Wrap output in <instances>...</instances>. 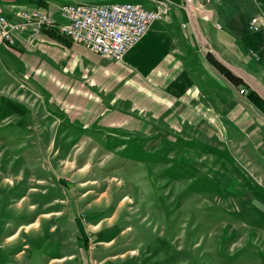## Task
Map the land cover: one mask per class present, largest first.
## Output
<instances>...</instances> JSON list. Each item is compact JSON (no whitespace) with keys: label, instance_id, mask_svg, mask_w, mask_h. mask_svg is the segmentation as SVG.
<instances>
[{"label":"rangeland","instance_id":"1","mask_svg":"<svg viewBox=\"0 0 264 264\" xmlns=\"http://www.w3.org/2000/svg\"><path fill=\"white\" fill-rule=\"evenodd\" d=\"M40 1L16 15L41 10L67 24L64 5L130 2L146 9L149 1L156 9L157 1H167L170 11L174 0ZM250 2L258 12L261 0ZM50 7L59 9L63 22ZM254 17L264 18L250 19L251 36L264 31L250 29ZM240 90L233 87L235 99H244ZM47 104L0 59V232L8 234L0 236V250L16 253L26 246L21 264H264L261 109L249 103L250 130L219 113L216 124L142 139L86 132ZM29 124L41 133L40 155ZM29 224L36 229L27 230ZM25 226L19 238L7 241Z\"/></svg>","mask_w":264,"mask_h":264},{"label":"crops","instance_id":"2","mask_svg":"<svg viewBox=\"0 0 264 264\" xmlns=\"http://www.w3.org/2000/svg\"><path fill=\"white\" fill-rule=\"evenodd\" d=\"M202 1L174 0L166 18L152 25L123 62H110L83 44L47 31L17 35L11 48L0 43V57L5 58L0 59L17 71L28 89L43 95L51 112L64 115L69 123L89 133L145 139L185 125L201 129L203 122L216 124L219 113L227 120L237 118L250 130L255 123L249 103L254 104L248 95L235 99L233 87H239L207 55L239 79L248 94L256 92L264 100V31L248 35L250 19L264 16V0L256 3V13L250 0H213L208 5ZM144 2L146 9H155L153 2ZM42 4L40 0H0V10L17 21L18 10ZM47 9L63 22L59 9ZM24 121L27 124L28 118ZM27 129L35 133L33 149L40 155L41 133L30 124ZM52 144L48 149L54 148ZM40 218L30 224L38 227ZM26 227L14 231L7 241L19 238ZM29 227L27 230L36 229ZM6 235L0 232L1 239ZM24 248L16 253L15 249L11 253L0 250V264L3 260L27 262L22 260Z\"/></svg>","mask_w":264,"mask_h":264},{"label":"built area","instance_id":"3","mask_svg":"<svg viewBox=\"0 0 264 264\" xmlns=\"http://www.w3.org/2000/svg\"><path fill=\"white\" fill-rule=\"evenodd\" d=\"M168 12L169 5H157L155 10L122 8L119 4L113 5L112 9H60L67 24H60L54 16L41 10L20 11L17 13L20 20L16 22L8 20L0 12V42L14 45L16 35L30 31L35 36L49 31L83 44L109 61L123 62L153 23L165 19ZM250 29L262 31L264 18L254 17ZM240 94L247 95V89L242 88Z\"/></svg>","mask_w":264,"mask_h":264},{"label":"trees","instance_id":"4","mask_svg":"<svg viewBox=\"0 0 264 264\" xmlns=\"http://www.w3.org/2000/svg\"><path fill=\"white\" fill-rule=\"evenodd\" d=\"M208 60L227 78L229 79L235 86L239 87V89H242L243 87L241 86V82L239 79L234 77L232 73L227 70L223 65L215 61L212 56L209 54L207 55ZM248 98L250 101L259 109H261L264 113V100L256 93V92H251L248 94Z\"/></svg>","mask_w":264,"mask_h":264},{"label":"bare ground","instance_id":"5","mask_svg":"<svg viewBox=\"0 0 264 264\" xmlns=\"http://www.w3.org/2000/svg\"><path fill=\"white\" fill-rule=\"evenodd\" d=\"M120 6H122V8H133V7H143L140 4L137 3H123ZM159 7H168L167 3L162 2L159 3ZM112 9V6L109 7H105V6H100V5H77V6H68V5H64L61 7V9Z\"/></svg>","mask_w":264,"mask_h":264}]
</instances>
